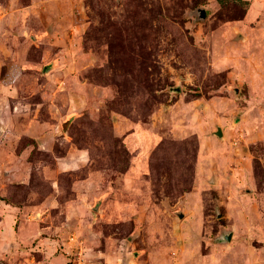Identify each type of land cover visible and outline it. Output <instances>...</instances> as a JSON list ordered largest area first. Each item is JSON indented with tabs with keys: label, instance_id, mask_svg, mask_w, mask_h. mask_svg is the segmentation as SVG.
Returning a JSON list of instances; mask_svg holds the SVG:
<instances>
[{
	"label": "rangeland",
	"instance_id": "1",
	"mask_svg": "<svg viewBox=\"0 0 264 264\" xmlns=\"http://www.w3.org/2000/svg\"><path fill=\"white\" fill-rule=\"evenodd\" d=\"M0 264H264V0H0Z\"/></svg>",
	"mask_w": 264,
	"mask_h": 264
},
{
	"label": "water",
	"instance_id": "2",
	"mask_svg": "<svg viewBox=\"0 0 264 264\" xmlns=\"http://www.w3.org/2000/svg\"><path fill=\"white\" fill-rule=\"evenodd\" d=\"M215 135H216L217 137H220V138L222 137V131H221L220 128H217V131L215 132ZM178 216H179L180 218L183 217L182 214H179ZM230 239H231V235H227L226 237L223 238L224 241H230Z\"/></svg>",
	"mask_w": 264,
	"mask_h": 264
}]
</instances>
